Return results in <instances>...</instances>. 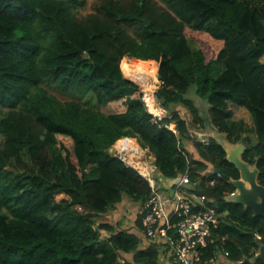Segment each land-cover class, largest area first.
<instances>
[{
	"label": "trees",
	"instance_id": "16d2710c",
	"mask_svg": "<svg viewBox=\"0 0 264 264\" xmlns=\"http://www.w3.org/2000/svg\"><path fill=\"white\" fill-rule=\"evenodd\" d=\"M87 1L0 0V264L159 263L157 244L141 237L150 183L111 151L124 137L151 154L160 176L188 172L226 212L207 255L224 248L225 264H264L244 262L264 244V217L227 199L239 169L217 138L192 132L208 124L242 142L264 185V0H100L80 15ZM187 28L223 41L216 56L207 59ZM125 57L158 62L165 115L126 78ZM193 88L208 112L188 96ZM122 99L124 112L104 111ZM233 103L252 125L234 119ZM126 204L131 230L116 219Z\"/></svg>",
	"mask_w": 264,
	"mask_h": 264
},
{
	"label": "built area",
	"instance_id": "2783aa9c",
	"mask_svg": "<svg viewBox=\"0 0 264 264\" xmlns=\"http://www.w3.org/2000/svg\"><path fill=\"white\" fill-rule=\"evenodd\" d=\"M152 97L157 103L155 96ZM143 99L148 105L147 92L143 95ZM119 151L123 152L120 149ZM126 163L136 168L128 160ZM155 168L152 166L148 174L136 168L149 181L152 188V195L141 203L139 208L143 212V245L157 244L158 264H225L229 256L228 250L220 248L210 256L207 252L209 241L214 238V230L219 227L226 212L209 204L214 202V199L197 190L201 183L193 182L188 172L181 175L178 182H172L169 188L159 190L158 182L153 175ZM215 183L216 180L211 179L206 185L213 186ZM236 192L237 190H234L229 194ZM257 237L261 238V235L257 234ZM226 238L225 235L221 240L224 241ZM119 264L128 263L121 257Z\"/></svg>",
	"mask_w": 264,
	"mask_h": 264
},
{
	"label": "rangeland",
	"instance_id": "374dc122",
	"mask_svg": "<svg viewBox=\"0 0 264 264\" xmlns=\"http://www.w3.org/2000/svg\"><path fill=\"white\" fill-rule=\"evenodd\" d=\"M157 1L162 4L161 0H157ZM99 3H100V0H88L86 6L79 9V14L80 15H87L89 13L96 12ZM186 33H187L188 36L190 35L192 38H194L196 41L199 42L200 46L203 47V50H204V52H205V54L207 56V59H210V58L216 56L218 51L223 46V41L215 39L214 37H212L208 33L191 30V28H187ZM125 58L128 59V60H125V61L122 60L121 61L122 70H124V68L122 67V63L123 62L124 63H128L129 62V63L136 64L139 67H142L141 69H143V67H144L146 69L144 75H145V77H148V79H147V83L148 84H147V86H145V85L140 84L138 81H136V83L139 85V89L144 95H145L146 92H152V95L154 94V96H155V91L157 90V88L159 87L160 82H161L160 78H159V75H158V68H159L158 62L144 65V61H140V60H137V59H134V58H130V57H125ZM124 63H123V66H124ZM124 74H125V72H124ZM60 96L63 97V98L67 97V96L62 95V94H60ZM188 96L191 97L202 108V110L205 113L208 112V103H207V101L202 99V98H199L195 94L194 88L192 90H189ZM147 103L149 105L148 101H147ZM157 105H159V109L161 110L160 113H158L157 115H164L166 113V110L164 111V109L162 108V106L158 102H157ZM125 107H126V102L122 99V100H119V101H115V102L109 103L108 105L104 106L103 109L106 112H121V111H123L125 109ZM232 109H233L234 119H237V120L238 119H242L249 125L253 124L252 116H251L250 112L245 107H243V106H241L239 104L233 103L232 104ZM189 115L190 114L188 113V115H186V116L189 117ZM173 127H174V125L172 126V128ZM198 130L200 132H197V138L200 141H202V142H204V141L207 142L210 137H215V138H217L220 142H222L225 145H229V146H233V147L237 145V144L230 143L226 139L225 135L221 134L212 125H208L207 124L205 129L202 127V128H200ZM193 134L196 135L195 133H193ZM131 139H134V138H131ZM62 140L65 141L67 144H70V141L68 140V138L62 137ZM136 142H137V140H136ZM118 143L117 144L115 143L111 147V151L113 153L121 155L122 158L127 162V159H126L124 153L120 152L119 148H117ZM191 143H193V142L191 141ZM142 150H143V148H142ZM142 160H144L145 162L149 163L150 165H154L152 163L151 154L148 153L146 150L144 151V158H143V155H142ZM251 167L253 168V166H251ZM153 175L157 176L156 171H155V173ZM164 189L165 188L161 187V190H164ZM63 196L64 195H58L57 198H61ZM134 212H135V210L133 208L129 207L128 204L123 206V210L121 209L120 213H118V214L116 213L117 214V218L116 219H117V222H119L118 225L121 228H128L130 230L133 229L136 226L135 225ZM104 219H109V218H107V216L104 215V214L101 215V217L98 218L99 221L104 220Z\"/></svg>",
	"mask_w": 264,
	"mask_h": 264
},
{
	"label": "water",
	"instance_id": "95a60500",
	"mask_svg": "<svg viewBox=\"0 0 264 264\" xmlns=\"http://www.w3.org/2000/svg\"><path fill=\"white\" fill-rule=\"evenodd\" d=\"M126 78L134 81L127 76ZM134 82L136 83V81ZM223 145L227 151V159L235 164L240 171V177L237 179H230V177H227V179L231 180L235 190H237L235 194L227 195V199L250 207L253 209L256 216L264 217V185L258 181L259 168H252L249 162L242 159V155L245 151V145L242 142H239L234 147ZM215 171L219 172L218 170ZM180 178L181 176H178L175 181L178 182ZM259 258L264 259V244L260 246L259 252L252 259L246 258L244 262H255Z\"/></svg>",
	"mask_w": 264,
	"mask_h": 264
},
{
	"label": "bare ground",
	"instance_id": "6f19581e",
	"mask_svg": "<svg viewBox=\"0 0 264 264\" xmlns=\"http://www.w3.org/2000/svg\"><path fill=\"white\" fill-rule=\"evenodd\" d=\"M123 68H124L123 71L125 72V75L128 78H131L135 81H138L140 84L147 86L148 77H145L144 75L146 71L144 67L143 69H141L142 67H139L136 64L128 62V63H124ZM147 93H148V102L150 109L153 110L154 112H159L160 111L159 105H157V103L154 102L152 97V92H147ZM117 148L123 151L125 157L127 158L130 164L136 166V168H138V170H140L144 174H148V172L152 169V166L147 165L145 163L143 164L142 162L143 150L135 140L128 137H124L119 141Z\"/></svg>",
	"mask_w": 264,
	"mask_h": 264
},
{
	"label": "crops",
	"instance_id": "0c3cea01",
	"mask_svg": "<svg viewBox=\"0 0 264 264\" xmlns=\"http://www.w3.org/2000/svg\"><path fill=\"white\" fill-rule=\"evenodd\" d=\"M126 110V107H125V109L123 110V111H121V112H124ZM153 113H155V114H158V113H160V111L159 112H154L153 110H151ZM165 111V110H164ZM166 114V113H165ZM164 114V115H165ZM161 116V115H160ZM173 126V125H172ZM175 128V126L173 127V129ZM193 133H195V134H197V132H200V131H195L194 132V130L192 131ZM197 136V135H196ZM136 138H134L133 140H135ZM137 140V139H136ZM135 140V141H136ZM138 142V141H137ZM184 142H185V145L190 149V151L191 152H194L195 153V147H194V145H193V143H191V141L190 140H184ZM222 143V142H221ZM138 145H140L139 143H137ZM223 144V143H222ZM141 146V145H140ZM142 147V146H141ZM144 151H145V149L143 148V158H144ZM144 161V160H143ZM145 162V161H144ZM144 162H143V164H144ZM153 167H156L155 165H152ZM155 171H156V174H157V176L159 177V180L161 181V183H162V187L163 188H169L170 187V185L172 184V182L173 181H171L170 179H168V178H165V177H163V176H160V172L158 171V169L157 168H155ZM156 176V175H155ZM211 203H213V202H211ZM141 237H142V235H141Z\"/></svg>",
	"mask_w": 264,
	"mask_h": 264
}]
</instances>
